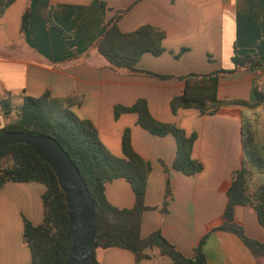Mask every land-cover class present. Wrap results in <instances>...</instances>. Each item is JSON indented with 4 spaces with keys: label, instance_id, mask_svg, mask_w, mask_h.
<instances>
[{
    "label": "crops",
    "instance_id": "1",
    "mask_svg": "<svg viewBox=\"0 0 264 264\" xmlns=\"http://www.w3.org/2000/svg\"><path fill=\"white\" fill-rule=\"evenodd\" d=\"M134 1L15 0L0 16V51H7L0 53V94L38 97L50 91L59 98L77 96L73 112L93 122L102 142L116 156L123 155L122 135L129 128L134 150L151 166L145 203L152 208L144 212L141 235L161 229L181 253L193 257L202 236L223 221L227 195L221 188L243 164L242 126L244 111L250 108L229 105L227 109L236 111L233 114H202L193 108L173 112L170 103L183 93V80L131 75L111 68L91 45L105 31L114 10ZM27 7L29 28L21 32ZM49 11L52 21L68 36L47 24ZM144 24L165 31L164 52L144 54L138 68L177 76L231 69L235 48L240 54L251 52L264 36V0H141L119 22L125 32ZM255 82L264 86V66L257 73L244 70L221 77L218 97L253 103ZM141 98L157 121L175 124L187 135L196 134L192 157L203 164V171L191 176L174 168L177 141L171 134H152L137 123L136 113L115 116V106H131ZM257 108L260 114L253 126L259 136L261 125L264 130V106ZM7 124V117L0 113V129ZM256 174L250 181L252 192L264 183ZM167 178L172 199L163 214ZM44 189L40 183L10 182L0 191V264L31 263V251L23 243L24 219L42 223ZM106 194L117 207L135 204L131 185L123 178L108 183ZM235 219L247 234L264 243V227L253 207L237 206ZM203 251L209 264H264V259L259 262L230 232H212ZM149 253L152 258L138 263L131 252L121 248L97 249L96 257L101 264L172 262L169 257H158L155 249Z\"/></svg>",
    "mask_w": 264,
    "mask_h": 264
},
{
    "label": "trees",
    "instance_id": "2",
    "mask_svg": "<svg viewBox=\"0 0 264 264\" xmlns=\"http://www.w3.org/2000/svg\"><path fill=\"white\" fill-rule=\"evenodd\" d=\"M15 0H0V16ZM141 0L130 6L114 10L105 22V31L91 45V49L104 58L113 69L131 75H143L159 79H177L185 82L181 95L171 100L173 112L178 109H197L202 114L236 113L227 109L229 105L245 106L255 109L264 106V86L255 82L256 101L251 103L242 99H220L219 80L232 73L249 70L257 73L264 66V36L255 48L240 54L235 48L232 56L233 67L221 68L209 73L190 72L185 75L161 74L137 67L146 53L159 56L164 52L165 31L151 24L125 32L120 28V20ZM47 24L68 36L51 19L50 11L46 16ZM30 8L27 7L21 19V32L29 28ZM186 49H183V51ZM20 103L15 106V96L11 92L0 94V113L16 118L0 129V134L10 131L25 132L32 135L44 134L53 137L68 153L85 181L93 200L96 216L95 261L97 249L121 248L134 255L135 262L152 258L149 250H157V256L169 257L171 264H209L203 246L214 231L235 234L260 262L264 259V243L249 237L242 224L235 219L237 206H251L264 227V183L250 191V180L255 171H264V143H259L257 132L252 124L242 126L243 164L232 172L230 181L221 190L227 195V203L221 216V225L204 234L194 248V256L181 253L162 233L161 229L148 236L141 235L144 212L152 207L145 203L147 179L151 170L148 161L133 148L131 131L125 129L122 135V156L114 155L102 142L93 122L78 117L72 107L78 103L77 96L54 97L46 91L38 97L21 95ZM122 113H136L137 123L154 135L171 134L177 141V154L174 168L186 175L203 171V164L192 157L197 138L195 133L187 135L185 130L172 123L157 121L150 113L147 101L138 99L131 106H115V116ZM123 178L127 180L135 196L133 207H117L106 194L108 183ZM40 183L44 186L42 194L43 221L35 225L24 219L23 243L31 251L30 264H65L72 247L69 214L65 192L51 166L29 145L17 143L0 149V191L7 183ZM172 190L167 178L162 213L168 211ZM231 264V263H225Z\"/></svg>",
    "mask_w": 264,
    "mask_h": 264
},
{
    "label": "water",
    "instance_id": "3",
    "mask_svg": "<svg viewBox=\"0 0 264 264\" xmlns=\"http://www.w3.org/2000/svg\"><path fill=\"white\" fill-rule=\"evenodd\" d=\"M17 143L29 145L51 166L65 192L72 235L71 252L65 264H94L95 208L80 171L68 153L49 135L19 131L0 134V149Z\"/></svg>",
    "mask_w": 264,
    "mask_h": 264
},
{
    "label": "rangeland",
    "instance_id": "4",
    "mask_svg": "<svg viewBox=\"0 0 264 264\" xmlns=\"http://www.w3.org/2000/svg\"><path fill=\"white\" fill-rule=\"evenodd\" d=\"M4 50H6V49H4ZM5 52H7V51H0V53H5ZM10 52L8 51V54H9ZM0 93H1V91H0ZM20 101H21V99L20 98H16L15 97V100H14V104H15V106H17L19 103H20ZM254 110V109H253ZM256 110V109H255ZM260 114V110H259V108H257V110H256V112L255 113H252V109H247V110H245L244 111V116H245V119H243L244 120V122L245 123H248V124H252L253 125V123H254V121H255V119H256V116L257 115H259ZM14 118H16V112L14 111L13 113H12V117H7V122L9 123L11 120H13ZM253 128H254V126H253ZM259 129H261V132H260V134H259V136H257V138H260V139H262V140H264V134H263V127H262V125H261V127L259 128ZM262 172H264L263 170H261V171H257V173L258 174H256V171H255V173H254V175L256 174V176H257V179H258V181L260 182V183H262V182H264V174H261ZM251 181V180H250ZM249 237H251L249 234H247ZM98 256H100V254H98Z\"/></svg>",
    "mask_w": 264,
    "mask_h": 264
}]
</instances>
